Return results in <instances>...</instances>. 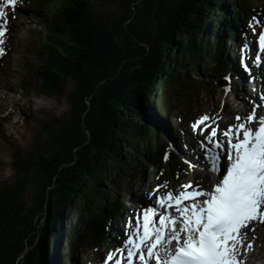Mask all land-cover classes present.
Returning a JSON list of instances; mask_svg holds the SVG:
<instances>
[{
	"label": "trees",
	"instance_id": "16d2710c",
	"mask_svg": "<svg viewBox=\"0 0 264 264\" xmlns=\"http://www.w3.org/2000/svg\"><path fill=\"white\" fill-rule=\"evenodd\" d=\"M93 1L35 0L23 9L48 41L39 52L42 83L19 85L23 96L49 101L27 118L15 110L0 113V146L11 154L0 163V264H75L80 252L92 258L125 211L121 181L130 180L134 195L155 174L187 176L186 154L175 152L148 119L165 125L182 115L163 98L165 86L186 101L201 90L214 98L227 81V37L237 38L234 26L246 24L253 10L264 15L256 0H120L118 19L116 12L109 23L92 12ZM183 72L197 80L187 82ZM179 108L185 116L188 108ZM7 119L14 133L5 131ZM48 125L55 130L45 139Z\"/></svg>",
	"mask_w": 264,
	"mask_h": 264
},
{
	"label": "rangeland",
	"instance_id": "374dc122",
	"mask_svg": "<svg viewBox=\"0 0 264 264\" xmlns=\"http://www.w3.org/2000/svg\"><path fill=\"white\" fill-rule=\"evenodd\" d=\"M175 1V0H173ZM0 2L3 4V6L7 9L6 18V32L5 36L3 37V49L5 54L3 56H0V113L3 112L2 115L4 117L7 114L8 111L15 110L18 114L19 112L25 116V118L28 117V114L30 112L34 113H40L42 109L46 108L48 105V98H45L43 96H38L35 94L26 95L27 97L23 96V92L21 90V86L19 85L20 81L23 79H27L26 81H32L33 85L39 86L42 81L40 78V74H38V68L42 65V59L40 58V53L42 52L41 47L45 46V41H48V38H46V32L42 29L43 26H41L39 21H35L33 19H25V12H23L22 9L16 8L11 10V7L7 5V0H0ZM92 7V12L97 14L100 18L105 20L106 22H111L114 19V15L117 12V19L121 12V5L120 0H117V3H104L100 0H94ZM254 5L260 6L262 5L264 7V0H256L253 2ZM53 4V3H52ZM16 9L20 12L17 13ZM19 15V16H18ZM162 18H167V13H162ZM264 25V19L262 26ZM238 26H234V29L239 32ZM264 32V30H263ZM239 40L232 41L230 43V40L227 42L229 46V52H228V58L227 61H236V56L239 57L242 56V52L245 56V64L247 65L245 68H242L245 71H248L251 69V66L253 70L252 73H255L257 76H263L264 75V67H260V61L264 60V52H261L259 49V43L258 38L256 40V37H249L247 39V35L243 32H239ZM231 44V45H230ZM235 45L238 47V52H235L236 56H232V53H234L233 48L231 46ZM228 46L226 48H228ZM42 47V48H43ZM250 52L253 50L256 51V58L251 60L249 55H247L246 51L247 49ZM259 57L260 59H257ZM262 58V59H261ZM231 60V61H229ZM233 69L236 68L235 64L233 63L231 65ZM239 75L240 80V87L243 88L245 77L244 74H241L242 71L240 69H236ZM224 78L227 79L228 75L223 74ZM184 79L189 83H194V81L197 80V76L192 72L188 76L185 72H183ZM25 81V82H26ZM24 82V84H25ZM166 81H164L165 83ZM248 84L249 81H248ZM166 85V83L164 84ZM162 86V85H160ZM67 91L72 89V86L70 84L66 85ZM252 87V86H250ZM241 88L239 89V92L241 96L235 100L234 95L232 96L231 93L233 92L229 88H225L224 90L218 89L216 91V96L214 98H211L207 95V93L203 90L196 91L195 95L193 97V100H182L178 96H176L175 90L171 91V89L168 86H165L164 88V96L163 98L165 100L172 101L175 105L177 104L179 107L182 108H188L186 110L187 116L185 120H180L179 116H175L170 121L165 122V125L167 129L163 130L160 126H155L157 132H162L166 134V138L170 141V145L172 147H175V152L177 150L181 152H186L185 149V141L190 146L189 151H191V154H195L199 157V160H197V163L194 164L193 172L190 173V176L187 178L188 182H199L200 188L205 186V189L207 187H213L215 183L219 182L221 178H219L216 173L211 171L210 165L205 160L206 156V148L211 147L210 144H208L207 140L199 141L195 136H197L199 139H202V136L207 138V132L211 130L210 128L206 129L205 131L201 132V128H204L205 125H200L197 130H193L192 125L199 121L202 117L208 116L210 119L205 122L207 125H211L212 127L217 128V136L215 139L220 140L224 143L225 150L219 151V154L222 157L221 163H224L223 157L226 155L227 151V144L225 141V138L223 137L222 133L229 128V126H234L237 124L236 117L239 116L241 118L247 117L250 113L253 112V110L258 109L260 110V114L263 112V104L259 98H261V95H258L257 99H253L249 96L248 91H250L248 88L245 90V93L243 95ZM255 88H252L251 92L255 94ZM66 91V92H67ZM234 93V92H233ZM260 101V102H259ZM236 102V103H235ZM55 107H58L60 103L58 101L54 102ZM52 106V103H50ZM237 105V107H236ZM177 108L179 111L184 114L181 108ZM8 109V111H6ZM6 111V112H5ZM256 117L259 118L260 114L255 111ZM147 115H150V113H147ZM166 118V117H165ZM164 118V119H165ZM24 119V118H23ZM26 124V128H31V124H33L32 120H23ZM150 123L153 124V121L148 119ZM5 125V131L9 134L14 133L16 128L12 127V120L7 119L2 121ZM134 122L136 124H143V121H140V119L134 115ZM155 123V122H154ZM170 125L176 129L178 127V131L173 130ZM187 126V129L184 128L183 130H180L179 127ZM253 129H255L256 123H253L250 125ZM47 134L45 136V139L50 138V133L54 131L55 129H52L50 125L46 127ZM173 130L176 133V136L170 131ZM14 130V131H13ZM1 141V140H0ZM151 143H154V139L150 140ZM182 143L184 147H182L180 144ZM193 143V145H192ZM1 144V143H0ZM141 146L143 147V143L141 142ZM11 154L8 151V149L1 145L0 146V163L4 164L7 163L10 159ZM183 158L185 160H192L189 156L183 155ZM208 168V169H207ZM151 171H155L154 168H151ZM156 172V171H155ZM199 179L203 180V183L199 181ZM159 186L156 187L153 185L151 190H148L147 188H144L145 190H142V187H145L146 181L143 183H138L137 189L135 191L134 197L135 203L137 204V212L136 215L134 214V211H128L131 214L135 215L134 222L129 221L128 215L124 214L125 218L118 220L117 217L112 221L111 227H112V233H115V230L121 234L122 239L126 240V237L128 234L132 231H134L137 221L139 220L142 224L143 220V212L146 208L149 207H157L156 204H153V200L158 196L165 195L168 191H172V185L170 183L162 184L160 181V178L156 181ZM121 184L123 185V201L124 204L127 206L126 203H128V207L126 208V212L129 209V205L131 203V198H128L127 192H130V180L127 178L123 181H121ZM210 184V185H209ZM29 189L33 191V187L30 186ZM159 189V191H156ZM211 190V189H210ZM181 191V188L178 191H172L174 193H177ZM31 196L28 195V198ZM124 208V206H123ZM158 210V209H156ZM123 213V211L121 212ZM71 221L74 223H77V225L80 223V221L77 219L76 216L71 215ZM128 223L129 226L123 228V223ZM43 224V222H42ZM130 224L133 225L130 227ZM72 223L69 221L64 227V231L66 233L70 232V226ZM43 226V225H42ZM254 229V231H253ZM247 235V238L244 240L243 245L240 248V255L239 260L241 261V264H256L258 261V258L255 259L256 254L264 252V224H261L259 222H252L249 224L248 228L243 229ZM116 235V234H115ZM111 234L108 233L104 236L105 244H113L114 242H111L112 240ZM62 242V245L66 243V237L60 239V244ZM251 243L252 247L251 249L247 248V245ZM125 244L124 242L120 241L121 247H123ZM61 245V247H62ZM118 246V247H119ZM116 245L113 247H110L109 249L105 248H99L98 252H93L92 258L89 256H86L85 254H82L81 252L78 254L77 259L75 260V264H111V260H108L109 254H113V257L116 256ZM59 251H56L58 255ZM254 254V255H253ZM264 257V253H261ZM251 255V256H250ZM127 254H125V257ZM250 256V257H249ZM116 258V257H115ZM114 258V260H115ZM256 261V262H254ZM58 264V263H57ZM136 264V260L134 262Z\"/></svg>",
	"mask_w": 264,
	"mask_h": 264
},
{
	"label": "snow or ice",
	"instance_id": "6c2138e0",
	"mask_svg": "<svg viewBox=\"0 0 264 264\" xmlns=\"http://www.w3.org/2000/svg\"><path fill=\"white\" fill-rule=\"evenodd\" d=\"M16 3L7 0L12 8ZM5 17L0 7V20L6 26ZM5 26H0V56L5 54ZM258 43L264 52V32ZM209 119L204 116L192 127L195 131L205 125L201 132L211 129L205 160L222 179L211 191L201 189L199 182L195 187L189 182L177 193L159 196L156 205L161 211L155 207L144 210L142 224L138 220L124 246L116 250L115 264H134L137 259L140 264L153 260L155 264H241L240 248L247 238L242 230L252 222L264 224V117L257 118L254 109L247 117L235 118L237 124L222 133L227 144L223 164L217 150L224 149V143L215 139L217 128L205 124ZM252 123L257 124L255 129ZM251 247L249 243L247 248ZM107 259L113 260V254Z\"/></svg>",
	"mask_w": 264,
	"mask_h": 264
},
{
	"label": "bare ground",
	"instance_id": "6f19581e",
	"mask_svg": "<svg viewBox=\"0 0 264 264\" xmlns=\"http://www.w3.org/2000/svg\"><path fill=\"white\" fill-rule=\"evenodd\" d=\"M248 26H249V24H248ZM246 68H247V67H246ZM251 68H252V66H251ZM244 71H245V70H244ZM223 79H225L224 76H223ZM255 87H256V86H255ZM207 169H208V168H207ZM261 253H264V252H261ZM261 253L256 254V256H260V260H259V261H263V260H264V257L262 256ZM253 255H254V254H253ZM250 256H251V255H250ZM250 256H249V257H250ZM256 256H255V257H256ZM246 264H249V263H246Z\"/></svg>",
	"mask_w": 264,
	"mask_h": 264
}]
</instances>
